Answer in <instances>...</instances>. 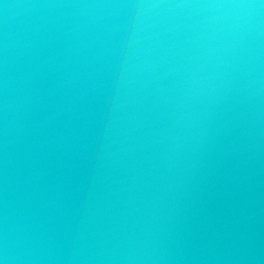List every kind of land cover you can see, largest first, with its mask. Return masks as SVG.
<instances>
[{"label": "water", "instance_id": "1", "mask_svg": "<svg viewBox=\"0 0 264 264\" xmlns=\"http://www.w3.org/2000/svg\"><path fill=\"white\" fill-rule=\"evenodd\" d=\"M0 264H264V0H0Z\"/></svg>", "mask_w": 264, "mask_h": 264}]
</instances>
